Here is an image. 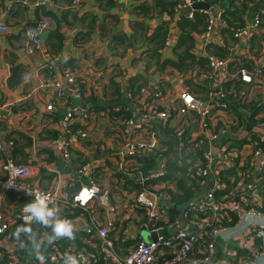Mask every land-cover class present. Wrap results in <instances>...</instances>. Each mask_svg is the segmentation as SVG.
<instances>
[{"label":"built area","instance_id":"2783aa9c","mask_svg":"<svg viewBox=\"0 0 264 264\" xmlns=\"http://www.w3.org/2000/svg\"><path fill=\"white\" fill-rule=\"evenodd\" d=\"M16 1L22 6L37 7L44 6L47 0ZM81 1L73 0L72 7L77 8L75 5ZM195 1L202 2L203 0H180L176 5V16L181 9L190 6ZM203 13L206 16V24L200 36L205 46L213 42L214 33L221 31L226 24L220 14L214 13L210 6ZM261 14L264 15V11ZM261 14L258 12L252 21L243 20L242 24L233 27L232 36L235 41L230 48L234 49V53L250 49L252 39L264 33V19ZM48 26L49 23L46 20H41L35 24L34 29L25 31V45L30 53L43 52L44 55L51 57L49 53L46 54L40 38V34L46 31ZM176 26L175 18L164 47L170 45ZM7 28V25L0 22V33L7 32ZM260 43L259 55L263 56V60L255 61L251 67L243 65L242 61L237 59L221 58L204 51L208 61V68L204 71V79L207 81L204 95L197 96L183 89L178 93L180 103L177 106L174 103L170 105V110L150 101L144 87L141 88V94L136 95H132L128 90L123 91L122 98H116L99 113L90 112L79 104L71 106L69 104L73 102V98H81L86 72L81 67L74 70L70 67H62L56 72L54 59L49 57L45 66L51 71V80L48 83L53 86V91L45 105V110L48 111V115H51L48 120L52 121V116L58 113V108H65L60 118L57 136L52 141L54 146L60 150L63 158H68L69 150L84 140L92 139L94 142L102 141L107 144L105 139L97 138L100 134L97 121L100 119L105 123L101 128L110 127L112 130L111 134L105 137L111 138L114 142V147H112L114 152L108 155L109 159L113 161L116 159L117 173L120 174L119 178L113 181L114 184L124 189L121 191L123 194L130 179L137 185V191L128 196L125 203H111V199L117 195L113 183L99 186L93 180V172L101 162L96 158L87 160L76 169L77 176L83 175L89 180L77 191L70 192L59 182L47 189L42 188L31 180L34 176L31 164L15 163L13 141L5 139L4 133L0 131V154L4 171L3 177L0 178V190L26 199L19 211L11 216L0 212V248L6 254L5 264H23L22 255L26 253L21 254L22 236L8 232L13 220L17 219L27 223L40 222L46 218L47 211L51 208L81 207L85 209L90 208L96 202L100 204L102 198L111 204L104 213L103 221L87 225L83 231L89 238L101 240L103 248L100 256L106 264H156L157 255L165 249L171 252V258L167 264H224L211 257L214 254V239L234 225L236 228L240 227L245 216L260 213V207H257L258 202L254 197L261 200L258 182L264 180V147L262 145L264 134L259 132L248 134L249 131L244 137L245 140L241 139L243 142L236 146L233 142L236 139L233 136L240 135L237 133L238 123L229 118L225 120L230 101L241 104L242 87L255 85L261 88L260 82L257 81H260L264 75V42L261 40ZM64 87H67V94L64 92ZM153 95L159 97L160 93L154 91ZM123 99L126 102H122ZM66 105L69 106L66 108ZM172 110H176L181 118L173 137L178 142L179 152L186 148L183 153L187 155L188 149L203 142H208L212 147L214 146L213 141L221 140L216 145L215 152L211 149L202 150L180 157L177 161L179 166L185 168L186 175L193 172V177L198 184L194 195L200 193L201 196L196 200L193 197L186 203L182 211L184 228L166 238L159 232L163 229L162 224L168 223L167 207L171 204L170 194L174 188H170L172 183L165 179L164 162L168 158V156L165 158L167 146L160 141L162 139L160 130L169 125ZM5 122L8 123L9 118ZM75 124L79 126L73 128ZM256 128L264 130V121H258ZM245 144L249 145L250 149ZM242 153H247L243 155L248 160L247 165L241 164L240 160L236 159L237 155ZM146 156H151L155 160L153 169L148 171L141 169L139 160H144ZM257 158L259 160L256 161ZM223 170L236 171L239 177L238 183L243 192L251 195L250 199L243 194L236 196L234 187H228L221 179L220 174ZM261 189H264V184ZM130 205L144 212L145 217L139 222L138 228L149 233L155 232L157 239L152 242L139 239L122 257L115 251L108 235L115 227L118 218H126L125 208ZM33 208L37 211H33ZM234 218L235 222L231 224ZM68 221L66 220V223ZM173 221L169 223V228L178 225V219ZM238 230L242 231L243 226ZM260 234L257 233L256 236L262 242L263 238ZM201 238L208 239L205 251L202 253L203 255L208 253V255L202 258L194 257V243ZM40 242L32 238L27 242V248L22 249L26 250L34 243L39 244ZM73 257L76 258L75 262L71 260ZM97 258L95 254L87 252L81 245L71 241L64 245L63 249L52 245L46 258L33 261L31 264H42L46 260L54 264H92ZM243 264L257 263L254 259L247 257Z\"/></svg>","mask_w":264,"mask_h":264},{"label":"crops","instance_id":"0c3cea01","mask_svg":"<svg viewBox=\"0 0 264 264\" xmlns=\"http://www.w3.org/2000/svg\"><path fill=\"white\" fill-rule=\"evenodd\" d=\"M14 1L15 0H0V22L8 27L7 32L0 33V131L2 133H4L3 131H14L16 133L13 134L17 145V152L14 158L16 159L15 161L18 164H31L34 169V176L31 180L42 188L47 189L59 182L70 192H75L82 184H87L89 182L88 177L83 175L80 177L77 176L76 169L89 159H99L101 162L93 172V180L99 186L113 183L117 195L111 199V203H125L127 197L133 195L134 192L137 191V185L129 179L125 192L121 194V191L124 189L113 182L119 178L120 174L117 173L116 159L113 161L108 158L109 153L111 154V152H114L112 149V147H114V142L111 138L105 137V135L109 136L111 134L112 130L110 127L105 129L103 127L101 128L102 124L105 123L98 119L97 125L98 127L100 126L98 128L100 134L97 135V138L101 137L105 139L107 144L102 141L97 143L92 139L84 140L79 145L69 150L68 158L62 157L60 150L54 146L52 142L53 139H50L49 133H51L52 130H58L60 127V118L65 108H58V113H55L58 117L54 119L55 115L52 121L48 120V111L45 110V105L49 101L53 86L48 83L51 78L49 77V72L45 65L50 56L44 55L43 52L30 53L26 49L25 31L32 30L35 27L37 21L36 7H26L20 12L13 5ZM144 2L152 4V0H116L115 6L111 8L109 13L113 16H117V20L111 21V23L105 22V28L108 30L107 35L124 33L129 37L133 32L131 28V22L133 20L145 22L148 24L149 29L152 30L161 20L169 19L166 13L159 14L156 12L145 18L141 13L132 11L138 4ZM202 2L208 3L214 13L220 14L226 24L225 27L221 28V31L214 33L213 42L208 45L204 46L202 44L200 34L194 36V53L196 57H203L205 59V53L213 54L211 52V46L217 45L222 47L225 45L224 33L222 30L224 28H229L230 25L223 16L224 11H236V8L239 10L244 9L241 12V17L244 21H252L256 13L260 12L261 14V12L264 11V0H203ZM66 6V2L63 0H58L57 2L47 0L44 5L45 9L54 12L58 17H60L62 11L66 9ZM75 6L77 8H74L75 10L72 11H76L79 15L83 12H91L96 17L95 25L89 34V38L81 44H75L74 40L78 32H85L87 28H84L79 22H75L72 25L61 24L60 31L64 35L62 50L54 55H51L52 53L48 51L51 55L50 58H53L56 64V66H54L57 67L55 70L56 72H58L63 67V63L70 58L75 59L78 68L81 67L86 72L84 83H81V98H73V102L69 105L75 106L79 104L93 111H98L95 113H99L117 97L114 92L115 87L118 89L120 87L122 90L125 84L128 85L130 79L134 82V78H139L140 76L145 81L141 88H145L149 100L169 110V106L173 103L175 106L180 103L178 93L183 89L197 96L204 95L207 87V81L204 79V71L208 68V61L205 69L194 65L186 72H179L169 68L164 71L157 70L156 64L154 61H151L150 66L147 68L148 70H146V60L142 58V51L145 49L146 44L143 39L139 38L140 41L138 42L134 40L132 43H135L133 47H126L125 41L121 44L111 43V47H109V38L106 36L100 37L99 26L103 22L104 12L96 6L95 0H82ZM199 11L203 12L204 10ZM187 15L191 20L194 18L193 11ZM190 15L192 17H190ZM261 17L264 19V15L261 14ZM42 19L49 23L48 28L51 27L49 20L44 17H42ZM233 23L236 25L239 24L238 22ZM49 30L47 29L46 31L49 33ZM178 36L179 28L176 26V30L171 36L172 41L170 45L162 49V55L165 59L170 58L175 60L177 58L174 52V46L176 45ZM46 37L41 39L44 50L47 49L44 42ZM259 38L264 42V33L252 39L250 49L247 48L245 51H238V53H234V49L232 50L230 48L235 41L233 38V42L227 47V55L225 58H233L242 61L243 65L247 67H251L255 61H262L263 56L259 55L261 43L257 48ZM10 63L20 65L24 69L22 80L12 87L7 83L11 73ZM88 67L90 68L87 70ZM112 81L116 82V85L112 86ZM257 82H260L261 88H257L255 85L242 87L243 99L241 104L238 105L231 100L230 104L232 106L228 107V113L225 116V120L229 118L238 123L237 133L240 135L233 136L238 138L233 141L236 146L240 145V143L243 142L242 140H245L244 137L247 132L250 131L248 134L256 133L253 129L256 128L258 121H264V75L261 77L260 81ZM141 88L138 94H141ZM154 91L159 92L160 96L155 97L153 95ZM64 92L66 94L68 93L67 87H64ZM119 93V97L122 98L123 92L119 90ZM122 102H126L125 99H123ZM69 105H66V108ZM9 108L11 109L10 112ZM171 114L172 118L169 125L164 130H160V134L162 135L160 141L167 146L165 158L171 155L175 148L174 141H177L173 138L174 130L181 120L176 110H172ZM7 118H9L8 123L5 122ZM245 127H249V130H246ZM45 129H48L49 132H44ZM244 132L246 133L243 137L244 139H239ZM24 135L26 136L23 137ZM28 140L31 142L30 147H27L28 144H26ZM216 145L214 146L216 147ZM245 145L250 149L249 145ZM21 146H26L24 147V154L18 152ZM185 149L186 148H183L181 152L178 151L179 157L184 155L183 152ZM246 154L247 153L238 154L236 159L240 160L241 164L247 165L248 160L243 156ZM257 160H259V158H257L256 161ZM3 173L2 155L0 154V178L3 177ZM220 175L221 179L229 183V187H234L236 196L243 194L247 199L251 198V195H249L248 192H243L242 187H240L238 183L239 177L235 170H223ZM83 178L86 179V182H83ZM263 184L264 180L258 182L261 200L256 196L254 197L258 202L257 207H260V213H258V215L245 216L244 221L240 224V227L243 226L242 231L238 230L240 227L236 228L234 225L230 229L223 231L220 234L221 237L217 236L222 240H231L228 244L230 247L226 245L225 250L221 248V241L219 239L217 240L213 255L215 258L221 259L218 261H222L224 264H243L244 259L248 257L254 259L257 264L264 263V211L261 210L264 201V189H261ZM170 186V188L175 189V185L170 184ZM172 192H174V190H172ZM200 196V193L194 195V200L198 199ZM25 201L26 199L22 196L10 192H2L0 190V212L11 216L13 213L19 211L20 206H22ZM107 203L108 207L105 208L101 200L100 204L96 202L90 208H85L84 213L68 218H64L61 214V211L64 212L69 210L68 208H51L47 211L45 224H42L41 221L28 222L33 224L32 227L35 235L33 238L37 241H41V243L44 241L51 242V246L56 245L61 249L60 243L55 241L62 237H69L68 242H71L75 241V237L77 239V242L75 241L76 243H79L87 252L93 253L99 257L101 249L103 248L101 240L98 238H89L83 230L87 225L103 221L104 213L111 205L110 202L107 201ZM173 206L174 203L171 201L170 206L167 207L168 225L163 223V229L159 232L160 235L166 238L176 233H169V230L176 226L173 225L169 228V223L178 219V214L173 217L170 216V211ZM125 209L126 218H118L115 227L108 235V238L114 245L115 251L122 257L128 253L134 246V243L139 239L144 240L140 234L141 229L138 228L139 222L145 217L143 210L133 207L132 205ZM171 215L174 214L171 213ZM182 219L184 220L183 216ZM66 220L69 221L66 223ZM17 221L19 220H13L11 222V227L15 226ZM58 223L67 224L70 229L69 233H58L55 230ZM165 230L168 231V234H164ZM75 231L82 232L83 234L73 235L72 233ZM11 233L20 234L21 236L24 234L17 226ZM257 233H262L260 234L263 238L262 242L257 238ZM24 235L27 236L26 234ZM131 242H133V244H131ZM37 244L38 243H34L30 248L25 250L26 255L23 259V264H31L33 261H38L34 258L37 256V250L40 246ZM201 249L202 247L199 246L196 248L194 247L193 256L197 257ZM224 252H226L227 255L224 254ZM169 258H171V252L169 249H165L157 255L156 264H167ZM46 263L54 264L48 260L42 264Z\"/></svg>","mask_w":264,"mask_h":264},{"label":"trees","instance_id":"16d2710c","mask_svg":"<svg viewBox=\"0 0 264 264\" xmlns=\"http://www.w3.org/2000/svg\"><path fill=\"white\" fill-rule=\"evenodd\" d=\"M54 2H57L58 0H53ZM66 2V9H64L58 17L54 12L45 9L43 5L36 7V14H37V21L35 24H37L38 21L43 20L42 17L46 18L50 22V26L48 28L49 33L45 39L46 44V51L47 53H52L51 55L57 54L62 50L63 41H64V35L60 31V25L61 24H67L72 25L75 22H79L81 25L86 27L85 32H78L74 43L75 44H81L83 41L87 40L89 38V34L92 31L95 23L96 17L91 12H83L81 15H79L72 7V0H63ZM180 2V0H152V4H149L147 2L138 4L136 7L132 9V11L136 13H141L143 17H148L156 12L159 14L166 13L167 17L169 19L167 20H161L152 30L149 29L148 24L145 22H141L140 20H133L131 22V28L133 32L130 34L129 37H127L124 33H118L113 35H107L108 30L105 28V22L111 23V21L117 20V16L111 15L109 12L112 7L115 6L116 0H95L96 6L104 12L103 14V22L99 26L100 30V37H108V45L111 47V43L114 44H121L125 41L126 47H133L134 40L143 39V41L146 42L145 49L142 51V58H144L146 70L150 66L151 61H154L156 64L157 70L164 71L165 69L169 68L171 70H177L179 72H186L189 68H192V66L197 65L203 69L206 68L207 60L203 57H196L194 53L195 49V41L194 36L200 34L205 29V21L206 16L203 14V12H200L199 10L193 11V19H189L188 15H181L176 16V5ZM71 4V6H70ZM13 5L18 9V11H23L26 6H22L20 3H18L16 0L14 1ZM236 8V11L232 10H226L223 13V16L225 17L226 21L230 25L229 28H224L222 32L224 33V46L219 47L217 45L211 46V52L215 54L218 57L225 58L227 55V47L233 42V36H232V29L233 27H236L237 25L233 22H238L239 24L243 23V19L241 17V12L243 11ZM176 18V24L179 28V36L178 40L176 42V45L174 46V52L177 55V58L175 60L170 58H164L162 55V49L165 46V40L170 35V29L171 25L173 24L174 20ZM110 33V32H109ZM260 40L257 43V48L260 46ZM49 51V52H48ZM49 53V54H50ZM10 76L8 78V85L10 87L16 85L22 80V74H23V67L20 65H15L14 63H10ZM63 67H70L72 70L75 68H78L77 61L73 58H70L65 63H63ZM49 72V77L51 75V71L47 69ZM135 81L132 82V79L129 80L128 85L125 86V88L131 92L132 95H136L139 92V89L143 86V83H145L144 79L140 76L139 78H134ZM116 85V82L112 81V86ZM119 90L121 91L120 87L119 89L117 87L114 88V92L116 96H119ZM230 106H232L230 104ZM229 106V107H230ZM90 112H98L93 111L91 109H88L84 107ZM56 115V114H55ZM54 115V116H55ZM51 115H48L49 117ZM58 115L55 116L54 119H56ZM53 119V116H52ZM79 126V124L73 125V128H76ZM165 128H163L164 130ZM3 131V130H2ZM4 132V138L7 140H12L14 144V150H13V159L15 158V153L17 152V145H16V139L13 136V134H16L14 131H3ZM44 132H49L48 129H45ZM24 135L23 137H25ZM50 139H54L57 136V130H52L51 133H49ZM31 142L28 140L26 144H28L27 147H30ZM264 147V144H262ZM26 146H21L20 149H18L19 153L24 154ZM164 154V152L162 153ZM16 159H14L15 161ZM141 164V169L148 171L150 169H153L155 160L151 156H146L143 159H139ZM15 163H17L15 161ZM164 166L166 167V173H165V179L168 180L170 183L175 185V192H171V201L174 203V206L172 207V213L174 215L170 216L173 217L179 212V207H181L183 204L189 202L194 197V191L195 187L198 188V184L196 179L193 177V172H189L187 175L184 172L185 168H182L179 166L176 160L168 159L166 158L164 162ZM229 187V183H226ZM180 210V211H181ZM262 211H264V201H263V207L261 208ZM69 211V212H67ZM84 209L80 207L71 208L66 211H61L62 216L64 218L68 217H75L80 213H84ZM46 218L41 221L42 224H45ZM235 222V218L232 219L230 222L233 224ZM229 225V224H227ZM18 227L22 230L24 234L22 235L21 240V246L22 248H27V242L31 240L35 235L33 231V224L32 223H24L22 221H17L15 223V226L10 227L8 229V232H12V230L15 227ZM82 233V232H81ZM78 231L73 232V235H80L81 234ZM13 234V233H11ZM83 234V233H82ZM221 241V248L225 250L226 245L229 246L228 241H223L221 238L217 237L214 239L213 243V251L215 252V244L217 240ZM69 237H62L59 240L55 241L57 243H60L61 249H63V246L68 242ZM74 240L77 242V239L74 237ZM208 243V239L201 238L197 239L194 243V247H202L200 254H197L198 258H202L208 253L202 254L204 249L206 248V245ZM51 242H40L39 248L37 250V256L34 258L39 260L41 258H46L47 253L50 251L51 248ZM79 244V243H78ZM133 244V242H131ZM135 244V243H134ZM80 245V244H79ZM20 246V247H21ZM230 247V246H229ZM21 248V254L25 252L24 249ZM224 254L227 255L226 252ZM26 253L22 255V259L25 257ZM213 260H221L218 258H215L214 255L211 256ZM5 258L6 254L3 251L2 248H0V264H5ZM21 258V256H20ZM92 264H106L105 261L102 259L101 256L97 258L95 262H92Z\"/></svg>","mask_w":264,"mask_h":264},{"label":"water","instance_id":"95a60500","mask_svg":"<svg viewBox=\"0 0 264 264\" xmlns=\"http://www.w3.org/2000/svg\"><path fill=\"white\" fill-rule=\"evenodd\" d=\"M209 8V4L206 3V2H200V1H195L193 2L190 6H186L185 8L181 9L179 12H178V15H184V14H188L190 13L191 11H194V10H207ZM48 34V31H45L43 33L40 34V38L41 39H44ZM64 113V112H63ZM62 113V114H63ZM246 130H249V127H245ZM254 132H259V133H262L264 134V130H261V129H258V128H254L253 129ZM245 132L243 133V135H241L239 137V139H242L244 136H245ZM234 139H238L236 137H234ZM174 150L172 152L171 155H169V159H173V160H178L180 157L178 156V143L174 141ZM211 149L212 151H216V147L215 146H212L210 147V145L208 144V142H203L201 143L200 145L194 147V148H191V149H188L187 150V155L191 154V153H194V152H200L202 150H209ZM186 154H184L183 156L181 157H185L187 156ZM102 203L105 205V208L108 207V203L107 201L102 198ZM182 207L184 206L181 205ZM181 207H179V212H178V218H179V223L177 226H174L171 230H169V233H175L177 232L179 229H183L184 228V221L182 219V214H181ZM142 237L144 239V241L146 242H152L153 240H156L157 239V234L155 232L153 233H148L147 231H142ZM72 262L76 261V258L73 257L72 259ZM46 264H50V263H46Z\"/></svg>","mask_w":264,"mask_h":264},{"label":"clouds","instance_id":"9594fccd","mask_svg":"<svg viewBox=\"0 0 264 264\" xmlns=\"http://www.w3.org/2000/svg\"><path fill=\"white\" fill-rule=\"evenodd\" d=\"M127 84H125V86H126ZM125 86L123 87V89L121 90L122 92L123 91H127V89L125 88ZM119 96H117L116 98H118ZM115 98V99H116ZM168 159H169V155H168ZM180 159V158H179ZM178 159V160H179ZM178 160H176V161H178ZM174 192H175V189H174ZM173 193V192H172ZM185 206H186V203L184 204V206L182 207V210H181V214H182V211H183V209L185 208ZM33 211H37L35 208H33L32 209ZM39 214V213H38ZM183 216V215H182ZM178 220H179V218H178ZM184 221V220H183ZM179 223V222H178ZM177 226V225H176ZM58 233H69V231H70V229H69V226L67 225V224H64V223H58L57 225H56V229H55Z\"/></svg>","mask_w":264,"mask_h":264},{"label":"rangeland","instance_id":"374dc122","mask_svg":"<svg viewBox=\"0 0 264 264\" xmlns=\"http://www.w3.org/2000/svg\"><path fill=\"white\" fill-rule=\"evenodd\" d=\"M220 140H221V139H219V140H215V141L212 142V144H213V145H216ZM83 182H86V179H85V178H83ZM170 213H172V210L170 211ZM142 231H143V230H142ZM142 231L140 232L141 236H142V233H143ZM164 234H168V231L165 230V231H164ZM116 235H117V234H116Z\"/></svg>","mask_w":264,"mask_h":264}]
</instances>
